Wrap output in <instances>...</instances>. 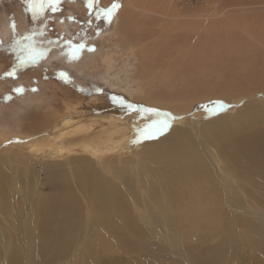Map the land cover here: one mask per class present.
<instances>
[{"label": "rangeland", "instance_id": "obj_1", "mask_svg": "<svg viewBox=\"0 0 264 264\" xmlns=\"http://www.w3.org/2000/svg\"><path fill=\"white\" fill-rule=\"evenodd\" d=\"M25 1L6 0L4 4L0 2V132H12V135L10 134L12 137L8 136L5 142L11 143L19 140L20 147H17L16 144L11 147H16L15 149L18 151L9 150L8 155L21 157L26 162H31L30 168L33 169L34 183L39 185L38 194L40 197L49 196L51 191L56 190L57 195L61 194L59 198L62 201L63 196L69 195L67 194L69 191L76 198L81 215H84L83 212L87 211L85 196L91 194L89 192L92 187L89 184V186L78 184L80 182L76 181L77 177L75 175L72 177L69 168L65 166L67 160L72 161L77 156L71 155L69 156L71 159H68L67 155L63 153L61 157L50 159L42 153L41 148H38L37 151L32 150L33 147H36L34 145L36 138H46L42 131L47 128V123L59 121L68 110L73 109V107H82L83 103H90L96 97L106 98L113 103V108H126L129 112L133 110V113L137 110H144L141 103L135 100L132 95L133 91L138 93L139 97L141 95L142 90L136 84L113 79L112 86H109L104 81L108 80L103 61L105 54L113 58L112 65L119 63L122 54L114 46L116 38H111V31L118 12L123 13L124 11L125 0H98V7L103 9L110 8L114 3L119 4V8L115 11L110 23L103 18L101 20L95 19L96 5H94L90 15L87 0H62L56 11L53 12L48 8L42 15L35 18H33ZM243 1L178 0V9L197 11L203 8L206 10L204 13H210L204 14V18L207 17L205 20H208L204 23V32H207L216 23L219 24L218 22H224L223 27L224 25H228V27L222 28L217 33V37L211 35L209 41L203 40L201 50L193 56L194 61L192 57V59L188 58L185 61L175 58L171 60L175 64H183L182 66L186 71L193 70L191 68L194 65L199 67H193L196 68V71L193 70L196 73L190 75L191 79L189 75H187L188 79L186 75L184 76L181 81H185V84L179 82L175 85L176 87L171 86L172 88L161 85L159 88L153 86L155 90H144L145 93L149 94L150 101L158 96V93L171 97L177 96L174 101L171 100L172 106L170 102L167 103V97H163L164 99L160 101L163 107L154 108L159 112L169 113L172 118L169 119L166 129H157L151 138L144 137V142L168 137L167 139L170 141L174 140V143L172 141L173 145L178 146L180 141L184 142L187 138L184 137V128L176 122L185 120L188 123L198 121L205 124L216 117L235 116L240 109L243 110L254 105L261 108L260 115L257 114L256 116L264 125V90L258 87V84H264V0ZM13 24L15 25L14 30ZM27 35L33 36L32 42L37 49L44 51V55L34 64L19 65L17 57L22 52L14 47V44L17 39H21L22 43H28L22 40ZM233 36L236 39L238 37V39L234 41ZM81 43L84 44V48L80 51L79 56L75 59L69 58V44L79 45ZM216 45L217 47H215ZM158 46L161 44H156L150 50L153 51ZM211 46L212 48L208 49ZM176 48H179V45L171 40L160 48L163 51L160 56L165 58L166 54V59H169V55L177 52ZM212 49L215 52H212ZM128 55L125 73L133 72L132 74H134L136 71L133 65L137 63L136 58L129 53ZM89 59L94 60L90 61L89 64ZM195 59L198 62L196 61L194 64ZM190 61L191 64H189ZM13 69H15V75H7ZM186 71L185 74H188ZM61 73L66 74V79L61 77ZM155 85H158V82ZM18 88L23 89V91L18 93L15 91ZM207 90L209 93H206ZM235 90L239 91L236 92ZM213 93L214 95H212ZM114 96L121 98L125 103L122 105L113 102ZM186 100H190L192 103L188 107L182 105L186 103L184 102ZM129 104L135 107L129 109L127 107ZM218 104H222L223 107H218ZM150 115L152 120L156 118L152 113ZM73 117L78 119L77 114ZM84 119L86 118H82V120ZM220 139L221 141H219ZM220 139L218 140L220 146L233 140L232 137ZM129 141L130 143L133 142L131 138ZM2 150L5 149L1 148ZM129 156L125 152L110 154L106 161L111 165L122 162L119 167H125L123 170H127L130 167L129 161L133 158ZM129 158L130 160H128ZM40 164L43 165V169L39 166ZM54 165L59 167L55 166L54 168ZM115 166L117 167V165ZM71 167L74 168L75 164L70 165ZM94 167L98 168V166ZM53 171L63 173V180L65 181L59 185L50 183V173ZM109 174L106 173L104 178L111 180L112 188L117 187L116 190L120 189L119 191L122 192L118 179L113 180ZM66 181L70 183L69 186L65 183ZM63 183L67 186L61 187V184L64 186ZM205 187L207 191L213 194L208 185ZM58 188L61 191H58ZM64 188L66 189L64 190ZM124 188L123 192H125ZM121 197L123 212L133 219L137 217L140 211L147 208L148 202L145 201V197L141 200L126 197L124 194ZM189 198L194 202L197 200L198 208L194 212H189L190 205L186 202H180L181 211L179 215L181 219L178 227V240L181 254L179 257L168 252L161 243L166 237L164 233L155 237L152 235L156 241L155 247L159 250L149 249L146 243L150 240L148 235L150 233L142 228L150 229V225L147 223L143 221L139 223L133 220L136 225L128 228L123 226L122 236H119L110 233L99 217L92 218L91 224L86 230H84V221L81 219L79 224H81L82 230H79L65 242V247L60 253H57L54 248L46 249L37 242L30 248L33 250L30 253L32 260L29 263L26 258V252L29 254V251L26 248L16 247L15 249L21 257H18V262L15 264H203L205 262L208 264H264V220L240 214L232 217L230 212L226 210L227 204L223 207L219 206L224 203L223 200H205L202 202L199 194ZM253 199L264 207V196L255 195ZM156 203L163 205L161 201ZM255 213L263 216L260 212ZM160 214H163V210ZM239 216L242 221L238 220L237 217ZM165 222L166 224L177 223V221H171L169 218H165ZM230 234V238H226ZM84 236L88 238L83 239ZM90 238L92 239L89 240ZM173 243L176 247L177 242L173 240ZM11 249L13 248L11 247ZM10 252L3 251L0 243V264H12Z\"/></svg>", "mask_w": 264, "mask_h": 264}, {"label": "bare ground", "instance_id": "obj_2", "mask_svg": "<svg viewBox=\"0 0 264 264\" xmlns=\"http://www.w3.org/2000/svg\"><path fill=\"white\" fill-rule=\"evenodd\" d=\"M245 1L249 0L243 2ZM124 4V11L118 12L111 31V38H116L114 46L122 54L117 65H112L113 58L105 54L103 61L108 80L104 81L109 86H112L113 79L136 84L142 90L141 98L134 91L132 95L141 103L144 110L163 107L160 102L164 99L163 97H167L166 101L171 105V100L174 101L177 98L176 95L171 97L158 93V96L150 101L149 94L144 90H155L153 86L159 88L161 85L173 87L182 82L185 75L195 74L196 68H199L194 65L196 59L193 64L196 68L193 66L191 69L195 71L191 70L192 72L186 71L182 63V65L175 64L171 60L175 58L185 61L192 57L194 61L193 56L201 50L203 40L209 41L211 35L217 37V33L228 25L223 27L224 22L217 21L219 24L213 25L215 24L213 23V26L204 32V23L208 21L205 20L207 17L204 18V14L210 13H204L206 10L203 8L197 11L178 9V0H125ZM233 37L235 41L236 37ZM171 40L179 45V48H176L177 52L169 55V59H166V54L165 58L161 57L160 53L163 51L160 48ZM158 43L161 46L151 51L150 48ZM211 48L212 46L208 49ZM212 52L215 51L212 49ZM128 53L136 58L137 63L133 65L136 71L134 74L133 72L125 73ZM86 58L89 57L86 56ZM201 59L203 60L204 57ZM92 60L94 59H89V64ZM185 71L188 74H185ZM186 78L188 79V76ZM189 78L191 79V76ZM157 82L158 85H155ZM183 82L185 84V81ZM198 87L200 88L199 85ZM206 87H204L205 90ZM258 87L264 90V84H258ZM206 93L209 91L207 90ZM184 102L186 103L182 102V105L185 107L192 104L190 100ZM113 107V103L106 98L96 97L90 103H83L82 107H73L75 110H68L59 121L47 123V130L42 131L46 138L38 137L34 141L36 147H33L32 151L41 148L42 153L50 159L61 157L63 153L68 159H71L69 157L71 155L77 156L72 161L67 160L65 166L69 168L72 177L73 175L77 177H75L76 181L80 182L78 184L86 186L89 184L92 187L89 192L91 194L85 196L87 211L83 212L84 215H81L79 204L69 191H67L69 195L63 196L62 201L59 198L61 194L57 195L52 187L53 191L50 190L52 193L49 196L40 197L39 185L34 183L33 169L30 168L31 162H26L21 157L8 155L9 150H15V152L17 150L16 147L11 148L12 146L16 144L20 147L19 140L5 142L12 132H0V243L3 251L12 250L10 252L12 264L18 262V257H21L16 247L26 248L29 251V254L25 252L27 261L30 263L32 260L30 253L33 250L30 248L37 242L46 249L54 248L57 253H60L65 247V242L82 230L79 224L81 219L84 221V230H86L92 218L99 217L110 233L119 236H122L123 226L134 227L136 224L133 220L139 223L143 221L150 225V229L142 227L151 234L147 233L150 236V240L146 243L149 249L159 250L155 247L156 241L153 236L164 233L166 237L161 243L168 252L179 257L181 254L178 240L181 219L180 202L188 203L189 212H194L198 208L197 200L194 202L189 197L197 194L202 202L223 200L224 203L219 206L223 207L227 204L226 210L232 217L240 214L264 220V207L253 199L255 195L264 196V125L256 116L261 111L260 107L254 105L240 109L235 116L216 117L205 124L198 121L188 123L185 120L176 122L184 128V137L188 139L184 142L180 141L178 146L173 145L174 140L172 143L167 139L168 137L156 141H143L145 136L140 135L139 130L152 122L151 113L144 110L133 113V110L129 112L126 108L125 110ZM75 114L78 119L73 117ZM222 137H232L233 140L220 146L218 142ZM129 138L132 139V143ZM1 148L5 150L1 151ZM123 152L133 157L131 160L128 159L130 160L129 169L123 170L125 167H119L122 162L115 164L116 167L106 161L110 154ZM74 164L75 167L70 168V165ZM39 166L44 168L42 164ZM55 166L59 167L54 165V168ZM104 173H110L113 180L118 179L122 192L119 191L120 189L116 190L117 187H111V180L105 179ZM50 174V183L59 185L65 181L60 171H53ZM65 183L70 185L67 181ZM65 183H63L64 186L61 184V187H66ZM206 185L213 194L206 190ZM58 191L61 190L58 188ZM123 194L137 200L145 197V201L148 202L147 208L140 211L134 219L127 216L120 202ZM157 201L163 202V205L157 204ZM80 204L83 205L82 202ZM161 210L163 214H160ZM255 212H260L263 216ZM165 218L177 223L166 224ZM237 218L242 221L240 216ZM230 236L231 234L226 238ZM85 238L88 237L84 236L83 239ZM173 240L177 242L176 247ZM235 243H237L236 240ZM5 258L7 259V256Z\"/></svg>", "mask_w": 264, "mask_h": 264}, {"label": "snow or ice", "instance_id": "obj_3", "mask_svg": "<svg viewBox=\"0 0 264 264\" xmlns=\"http://www.w3.org/2000/svg\"><path fill=\"white\" fill-rule=\"evenodd\" d=\"M28 4L29 11L32 12L33 18L38 15H42L43 12L50 8L53 12L57 10V6L62 2V0H26ZM94 5H96L95 19L101 20L102 18L106 22H111V19L115 13V11L119 8V4L114 3L110 8L103 9L98 7V0H87V7L90 10L93 9ZM13 30L15 29V25H12ZM23 41H27L28 43H22L21 39H17L15 41L14 47H17L22 54H18V62L19 65H25L29 63H36L40 57L44 55V51L37 49L34 45L33 36L27 35L22 38ZM84 48V44L81 43L79 45H71L69 44L68 56L71 59H75L79 56L80 51ZM7 75L14 76L15 69L8 72ZM61 77L66 79V74L61 73ZM15 91L22 92L23 89H15ZM10 98V97H9ZM113 102L124 104L125 102L119 97H113ZM218 107H223L222 104H218ZM129 109H133L135 106L127 105ZM146 112L152 113L155 119L152 120L151 123L146 124L144 128L139 130V134L145 136L147 138H151L157 129H166L168 127V121L172 117L169 113H162L153 109H146Z\"/></svg>", "mask_w": 264, "mask_h": 264}, {"label": "flooded vegetation", "instance_id": "obj_4", "mask_svg": "<svg viewBox=\"0 0 264 264\" xmlns=\"http://www.w3.org/2000/svg\"><path fill=\"white\" fill-rule=\"evenodd\" d=\"M5 1H6V0H0V2L3 3V4L5 3ZM21 1H23V0H21ZM24 1H25V0H24ZM25 2H26V1H25ZM26 3H27V2H26Z\"/></svg>", "mask_w": 264, "mask_h": 264}]
</instances>
